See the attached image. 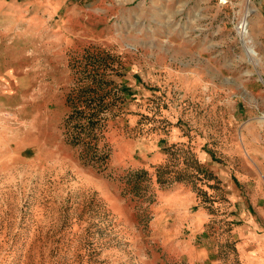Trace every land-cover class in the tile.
Segmentation results:
<instances>
[{"label": "rangeland", "instance_id": "rangeland-1", "mask_svg": "<svg viewBox=\"0 0 264 264\" xmlns=\"http://www.w3.org/2000/svg\"><path fill=\"white\" fill-rule=\"evenodd\" d=\"M227 1L0 0V264H264V0Z\"/></svg>", "mask_w": 264, "mask_h": 264}, {"label": "trees", "instance_id": "trees-1", "mask_svg": "<svg viewBox=\"0 0 264 264\" xmlns=\"http://www.w3.org/2000/svg\"><path fill=\"white\" fill-rule=\"evenodd\" d=\"M69 100V98H68ZM92 101H90L91 103ZM101 103V102H98ZM79 108L75 106L72 108L70 114L66 117L64 126L66 129V138L74 145L85 144L89 149L84 156L87 162L98 163L104 158L95 150L91 149L92 141L96 137L95 124L100 120L98 118V108Z\"/></svg>", "mask_w": 264, "mask_h": 264}, {"label": "crops", "instance_id": "crops-1", "mask_svg": "<svg viewBox=\"0 0 264 264\" xmlns=\"http://www.w3.org/2000/svg\"><path fill=\"white\" fill-rule=\"evenodd\" d=\"M247 220V226L249 227V230H247L248 235L245 236L244 238V244H247L248 247H252L249 256H254L256 257L257 255L259 256V261L264 259V236L260 238L258 236V232L256 231V220H254L251 215L246 216Z\"/></svg>", "mask_w": 264, "mask_h": 264}, {"label": "bare ground", "instance_id": "bare-ground-1", "mask_svg": "<svg viewBox=\"0 0 264 264\" xmlns=\"http://www.w3.org/2000/svg\"><path fill=\"white\" fill-rule=\"evenodd\" d=\"M249 15V13L247 14ZM247 15H245L243 17V19L241 20L240 24H239V27H240V31L242 33H246V27L248 25V19H247ZM246 53L249 55V54H254V52L252 51V47L250 45L247 46V49H246Z\"/></svg>", "mask_w": 264, "mask_h": 264}, {"label": "built area", "instance_id": "built-area-1", "mask_svg": "<svg viewBox=\"0 0 264 264\" xmlns=\"http://www.w3.org/2000/svg\"><path fill=\"white\" fill-rule=\"evenodd\" d=\"M221 3L226 4L228 1L227 0H219Z\"/></svg>", "mask_w": 264, "mask_h": 264}]
</instances>
